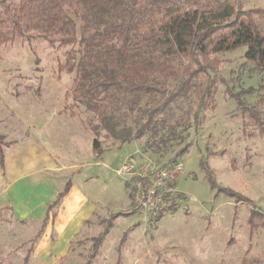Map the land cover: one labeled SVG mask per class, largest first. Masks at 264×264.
I'll use <instances>...</instances> for the list:
<instances>
[{"label": "rangeland", "instance_id": "rangeland-1", "mask_svg": "<svg viewBox=\"0 0 264 264\" xmlns=\"http://www.w3.org/2000/svg\"><path fill=\"white\" fill-rule=\"evenodd\" d=\"M240 1L264 8V0ZM70 47L27 35L0 48V134L12 144L43 142L91 211L69 241H59L50 224L1 208L0 264H25L27 256V264H264V227L249 224L252 210L264 213V69L247 60V48L187 58L203 70L209 95L192 93L165 108L155 117L159 133L124 144L96 132L98 117L84 106L65 111L75 78L62 68ZM127 113L124 124L136 126L140 115ZM127 162L182 165L177 195L159 218L132 211L127 176L119 173Z\"/></svg>", "mask_w": 264, "mask_h": 264}, {"label": "trees", "instance_id": "trees-1", "mask_svg": "<svg viewBox=\"0 0 264 264\" xmlns=\"http://www.w3.org/2000/svg\"><path fill=\"white\" fill-rule=\"evenodd\" d=\"M27 35L71 46L62 65L75 72L65 111L75 115L74 109L84 106L98 117L96 132L101 128L124 144L159 133L155 117L165 108L192 93L202 100L209 95L211 88L200 81L203 70L191 68L187 58L245 46L247 60L264 69V8L244 9L240 0H0V48ZM236 98L248 109L245 99ZM127 112L140 115L136 126L124 124ZM12 145L0 134L3 176ZM93 151L104 153L98 138ZM71 186L69 180L48 205L43 228ZM223 190L236 197L232 189ZM249 224L264 227V213L252 210Z\"/></svg>", "mask_w": 264, "mask_h": 264}, {"label": "crops", "instance_id": "crops-1", "mask_svg": "<svg viewBox=\"0 0 264 264\" xmlns=\"http://www.w3.org/2000/svg\"><path fill=\"white\" fill-rule=\"evenodd\" d=\"M59 171L58 160L43 142L27 139L13 144L5 153V176L0 169V209H10L19 220L43 221L48 205L67 183ZM77 195L72 183L68 193L49 213L48 225L57 231L59 241L65 237L69 241L91 211L86 204L81 205Z\"/></svg>", "mask_w": 264, "mask_h": 264}, {"label": "built area", "instance_id": "built-area-1", "mask_svg": "<svg viewBox=\"0 0 264 264\" xmlns=\"http://www.w3.org/2000/svg\"><path fill=\"white\" fill-rule=\"evenodd\" d=\"M181 171L182 165L178 162L125 163L119 173L127 176L132 211L154 216L169 208L177 195L176 179Z\"/></svg>", "mask_w": 264, "mask_h": 264}]
</instances>
